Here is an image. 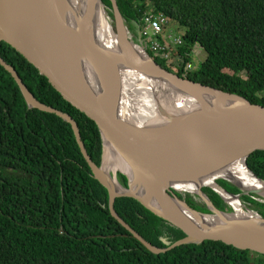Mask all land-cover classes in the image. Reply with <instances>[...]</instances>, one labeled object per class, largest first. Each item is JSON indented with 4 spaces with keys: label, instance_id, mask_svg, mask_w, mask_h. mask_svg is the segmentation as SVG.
<instances>
[{
    "label": "trees",
    "instance_id": "obj_1",
    "mask_svg": "<svg viewBox=\"0 0 264 264\" xmlns=\"http://www.w3.org/2000/svg\"><path fill=\"white\" fill-rule=\"evenodd\" d=\"M115 1L133 34L150 8L184 29L177 51L181 65L146 50L166 71L264 107V0ZM101 2L112 20L110 1ZM195 45L203 49L205 59L187 71ZM0 57L40 103L75 120L87 154L99 166L102 141L96 124L4 42ZM246 164L264 180V151L252 153ZM117 177L127 186L124 176ZM217 183L229 193H240L224 180ZM202 191L218 210L229 211L214 191ZM176 195L190 208L208 213L196 196ZM241 201L264 218V203L250 196ZM114 209L154 247L164 249L185 237L132 198L116 199ZM0 264H264V256L214 241L157 255L149 252L110 215L108 193L93 178L70 124L55 114L30 109L0 64Z\"/></svg>",
    "mask_w": 264,
    "mask_h": 264
},
{
    "label": "water",
    "instance_id": "obj_2",
    "mask_svg": "<svg viewBox=\"0 0 264 264\" xmlns=\"http://www.w3.org/2000/svg\"><path fill=\"white\" fill-rule=\"evenodd\" d=\"M109 1L113 20L112 24L107 21L110 29L104 41L93 23L96 8L105 10L101 0H74L79 10L75 25L69 17L67 0H0V43L21 54L63 99L96 124L102 141L99 166L87 154L75 120L40 103L1 57L0 64L13 77L30 109L55 114L70 124L93 178L108 193L110 215L149 252L157 255L183 245L214 241L264 256V218L253 212L260 220L256 223L235 217L234 210H218L202 191L211 189L226 204L222 193L241 204L243 196H257L264 201V196L242 189L219 174L242 162L249 174L264 185V180L246 164L252 153L264 151V107L166 71L140 41L129 38L116 1ZM124 75L135 76L158 91V102L166 110L171 103L176 111L185 113L166 114L155 122H136L130 113L134 108L122 102ZM107 150L114 155L115 168L119 169L105 171ZM117 172L127 179V186L120 184ZM210 179L217 188L202 185L197 192L179 189ZM217 180L226 181L240 193L227 192ZM176 193L195 195L208 213L190 208ZM118 198L136 200L185 237L164 249L152 246L117 215L114 203ZM210 218L220 223L208 226L206 219Z\"/></svg>",
    "mask_w": 264,
    "mask_h": 264
},
{
    "label": "bare ground",
    "instance_id": "obj_3",
    "mask_svg": "<svg viewBox=\"0 0 264 264\" xmlns=\"http://www.w3.org/2000/svg\"><path fill=\"white\" fill-rule=\"evenodd\" d=\"M68 9L70 10V20L72 25L76 24L77 17L79 15V10L76 6H74V0H67ZM73 17V18H72ZM93 23L99 31L100 38L104 41H107V33L109 32L108 22L106 20L105 10L101 6L96 8ZM111 23V22H110ZM160 89V88H159ZM160 91H163L160 89ZM158 91L153 90V88H148L147 85L142 84V82L138 81L135 76H126L124 75V95L122 98V102L124 104L130 105V107L134 108L133 112L129 111L133 117V119L138 123H148L150 121H157L159 117H166L167 115H175L179 112L185 113V110H175L176 105H168V110L164 108L162 104L158 102L160 99V95L157 94ZM167 94H172L171 91H166ZM114 155L111 154L108 150L105 156L104 169L107 171L116 166L114 162ZM123 168V167H122ZM127 172V170H126ZM130 173V172H129ZM223 177L230 179L232 182L237 184L242 189L248 191H254L264 196V185L258 180L254 179L251 174L245 169V166L242 162H238L231 166L225 172L219 173ZM133 179V176L131 174ZM114 184V182H113ZM117 185V184H116ZM202 185L213 186L216 187L212 179L210 180H202L198 181L195 184H191L190 186H179V189H187L192 192H197L198 188ZM217 188V187H216ZM222 196L227 201V203L233 208L235 211V217H240L244 219H248L254 221L256 223L260 222L259 218L256 214H253L252 211H244L242 204L235 197L229 196L225 193H222ZM204 221V220H203ZM220 223V221L216 218L206 219V224L208 226H216Z\"/></svg>",
    "mask_w": 264,
    "mask_h": 264
},
{
    "label": "built area",
    "instance_id": "obj_4",
    "mask_svg": "<svg viewBox=\"0 0 264 264\" xmlns=\"http://www.w3.org/2000/svg\"><path fill=\"white\" fill-rule=\"evenodd\" d=\"M169 19L155 8L147 10L140 19L139 41L143 48L156 57L164 60L173 59L176 65H181L182 59L178 55V49L183 45L182 32L179 36L171 39L170 35H164V27ZM195 65L192 62L186 64L187 71L193 70Z\"/></svg>",
    "mask_w": 264,
    "mask_h": 264
},
{
    "label": "rangeland",
    "instance_id": "obj_5",
    "mask_svg": "<svg viewBox=\"0 0 264 264\" xmlns=\"http://www.w3.org/2000/svg\"><path fill=\"white\" fill-rule=\"evenodd\" d=\"M104 9H105V12H106L107 21L111 22V24H112V20L108 16V8H106L104 6ZM182 32H184V29L182 27H180L176 22H173V21H169L168 24L164 27V35L165 36L170 35L171 39H173L174 37L179 36ZM191 55L192 56L190 57L191 58L190 61L195 65V67H197L198 64L205 59V52L198 45H195ZM116 166H118V165L116 164ZM115 167H113L112 169H114ZM115 169H119V168H115ZM110 174H113V172L110 171ZM117 174H119V173L117 172ZM193 196H195V195H193ZM252 198L255 201H257V200L260 201L259 203H264V201L261 198L257 197V196H253ZM194 199H195V201L197 203H200L199 199H197L196 197H194ZM224 204L227 206V209H229V212H233V208L230 205H228L226 203H224ZM242 206H243V210L244 211H248L249 210V211H252V212L256 213L254 211L253 207L250 206L249 204H246V203L242 202Z\"/></svg>",
    "mask_w": 264,
    "mask_h": 264
},
{
    "label": "flooded vegetation",
    "instance_id": "obj_6",
    "mask_svg": "<svg viewBox=\"0 0 264 264\" xmlns=\"http://www.w3.org/2000/svg\"><path fill=\"white\" fill-rule=\"evenodd\" d=\"M108 11H109V9H108ZM108 13H109V12H108ZM112 20H113V16H112ZM124 24H125L126 28L128 29V36H129V38H130L132 41L139 40V31H140V27L137 28L138 30L136 31L135 34H133V33H131V32L129 31L128 25L125 23V21H124Z\"/></svg>",
    "mask_w": 264,
    "mask_h": 264
},
{
    "label": "crops",
    "instance_id": "obj_7",
    "mask_svg": "<svg viewBox=\"0 0 264 264\" xmlns=\"http://www.w3.org/2000/svg\"><path fill=\"white\" fill-rule=\"evenodd\" d=\"M138 41V40H137Z\"/></svg>",
    "mask_w": 264,
    "mask_h": 264
}]
</instances>
